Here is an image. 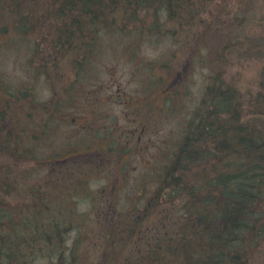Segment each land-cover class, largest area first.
<instances>
[{
	"label": "trees",
	"instance_id": "16d2710c",
	"mask_svg": "<svg viewBox=\"0 0 264 264\" xmlns=\"http://www.w3.org/2000/svg\"><path fill=\"white\" fill-rule=\"evenodd\" d=\"M209 1L0 0V38H5L2 44H12L18 37L24 43L33 41L35 57H29L30 64H36L40 72L46 62L55 68L58 59L66 58L78 73L84 67L81 63L95 54L100 34L130 37L125 38V50L141 36L175 37L187 20L197 15V22L201 21ZM167 20L173 25L168 26ZM263 76L264 72L256 92L248 97L227 85L220 73L210 78L150 200L115 215L100 228L104 233L93 238L99 241L89 233H84L86 239L77 233L72 239L69 236L71 229H80V221L75 225L74 199L83 193L73 183L86 181L74 171L63 173L65 178L60 179L65 183L70 177L68 197L50 199L41 189L32 190L41 197L34 199L35 206L29 203L26 210L10 204L5 207L2 194L23 191L28 179L26 171L17 172L16 183V177L2 170L9 160L17 164L25 158L28 147L19 142V134L30 142L37 134L27 138L25 128L31 122L26 118L22 125L7 122L15 115L2 102L19 100L23 94L0 87L5 92L0 99V139L7 150L2 153L0 149V156L7 158L5 166L0 163V264H33L47 256L48 264H77L81 258V264H249L255 251L264 247V123L259 121L264 111ZM62 88L67 90L65 85ZM33 105L28 98L26 106ZM107 149L100 148L104 155L112 152ZM83 163L81 173L89 175L86 170L94 164ZM148 195L143 188L137 199ZM44 212L57 217L43 223ZM93 248L106 253L96 263L84 254Z\"/></svg>",
	"mask_w": 264,
	"mask_h": 264
},
{
	"label": "rangeland",
	"instance_id": "374dc122",
	"mask_svg": "<svg viewBox=\"0 0 264 264\" xmlns=\"http://www.w3.org/2000/svg\"><path fill=\"white\" fill-rule=\"evenodd\" d=\"M201 17L199 22L197 15L187 20L175 37H138L129 50L123 45L130 37L100 34L95 54L81 63L84 67L78 73L66 58L58 59L55 68L46 62L40 72L30 64L29 57H35L33 41L24 43L18 37L12 44H2L5 38H0V87L23 94L19 100H3L7 112L15 115L7 122L22 125L26 118L32 126L25 128L27 138L37 134L31 142L19 134V142L28 148L17 164L9 160L6 165L7 158L0 156L4 174L18 183L17 172L26 171L28 179L23 191L5 195L0 191L5 207L35 206L34 199L41 197L32 190L41 189L50 199L68 197L70 177L65 183L60 179L74 171L86 181L73 183L83 193L74 199L75 225L80 221V229H71L69 236L77 233L86 239L84 233H89L93 239L104 233L100 228L115 215L147 203L210 78L220 73L227 85L248 97L256 92L264 72V0H211ZM166 24L173 25L169 20ZM2 98L5 92H0ZM28 98L34 102L30 108ZM260 118L264 123V111ZM103 146L112 152L104 155ZM83 162L94 164L86 170L89 175L81 173ZM143 188L149 195L139 200ZM41 215L43 223L57 217L54 212ZM87 252L83 253L92 263L106 255L94 248ZM49 258L33 264H48ZM78 260L81 264L82 258ZM249 264H264V247L255 251Z\"/></svg>",
	"mask_w": 264,
	"mask_h": 264
},
{
	"label": "flooded vegetation",
	"instance_id": "af4514ba",
	"mask_svg": "<svg viewBox=\"0 0 264 264\" xmlns=\"http://www.w3.org/2000/svg\"><path fill=\"white\" fill-rule=\"evenodd\" d=\"M140 139V137H138V140Z\"/></svg>",
	"mask_w": 264,
	"mask_h": 264
}]
</instances>
